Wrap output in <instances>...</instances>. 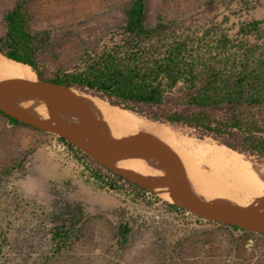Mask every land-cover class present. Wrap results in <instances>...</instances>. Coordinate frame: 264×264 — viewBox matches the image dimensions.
<instances>
[{
	"label": "rangeland",
	"instance_id": "1",
	"mask_svg": "<svg viewBox=\"0 0 264 264\" xmlns=\"http://www.w3.org/2000/svg\"><path fill=\"white\" fill-rule=\"evenodd\" d=\"M208 1L213 2L209 16L217 20L229 16L226 27L230 34L235 33L239 20L264 21V0H147L148 20L152 21L157 13L183 17L202 12ZM14 2L0 0V37L6 29L4 15ZM130 2L27 0V28L47 36L45 47L36 57L42 75L50 77L57 69L73 66L85 47L104 39L106 32L121 22V11ZM45 84L37 76L28 79L0 75V109L26 122L38 118L55 125L54 131H46L33 124L37 130L12 125L0 116V172L15 167L11 175L0 173V264H264V236L260 235L264 233V166L210 138L199 141L169 127L180 138L197 144L186 159L168 141L136 128L131 139L132 165L122 168L123 174L159 200L152 195L134 198L87 184L47 180L35 167L39 158L36 152L47 151L54 159L57 157L51 142H59L57 136L68 135L71 126L67 106L83 98L72 88ZM59 111L64 112L63 117L53 115ZM73 120L75 129L79 122ZM207 148L223 151L227 159L238 158L239 164L235 167L224 162L225 158H214L207 154ZM164 200L178 204L185 212L170 211ZM68 204L81 207L83 217L71 229L67 245L60 253H53L54 224ZM207 221L236 224L247 232ZM125 222L132 230L128 244L122 248L116 232Z\"/></svg>",
	"mask_w": 264,
	"mask_h": 264
},
{
	"label": "trees",
	"instance_id": "2",
	"mask_svg": "<svg viewBox=\"0 0 264 264\" xmlns=\"http://www.w3.org/2000/svg\"><path fill=\"white\" fill-rule=\"evenodd\" d=\"M26 4L27 0H15L4 15L6 29L0 37L4 57L29 66L44 83L72 88L200 140L210 138L264 166L263 20H239L235 33L230 34L229 16L221 20L209 16L211 1L202 12L183 17L157 13L149 21L147 0H131L121 11V22L104 39L85 47L73 66L46 77L36 57L47 36L27 28ZM0 116L12 125L39 130L2 109ZM56 139L109 189L134 198L155 196L137 181L90 158L65 137ZM14 169L5 167L0 173L11 175ZM163 203L170 211L185 212L176 203ZM82 217L77 205L68 204L60 211L51 236L53 253L67 245L71 229ZM207 223L247 232L232 223ZM131 230L128 222L119 224L116 235L122 248Z\"/></svg>",
	"mask_w": 264,
	"mask_h": 264
},
{
	"label": "crops",
	"instance_id": "3",
	"mask_svg": "<svg viewBox=\"0 0 264 264\" xmlns=\"http://www.w3.org/2000/svg\"><path fill=\"white\" fill-rule=\"evenodd\" d=\"M77 95L80 97L82 95V98H85L83 94L77 93ZM82 104H84V106H82ZM68 105V109L65 112L66 116L69 118L68 125L71 126L69 130L74 131L75 133L72 134L71 132H68V135L62 134L61 136L65 137L66 140L73 143L75 147L81 149L90 158L123 173V169L121 167H118L117 165L123 164L124 162L129 163L131 161V139L133 137L135 129H122L119 125H114V123L94 110L89 105V103L84 100L79 102H72ZM84 108H86L87 110ZM95 114L97 115L95 116ZM53 115H61L60 117H63L64 112H55L53 113ZM73 119L79 122L77 128L75 129L72 127V123L74 121ZM27 121L31 124L40 126L41 129H44L46 131L55 130L51 123L42 121L38 118H36L35 120L32 119ZM48 123L50 126L48 125ZM51 143L52 147L56 148L55 153L57 157L55 159L52 155H50V152L40 150V152H36V156H38L39 158L35 163V167L40 168L37 169L40 170L39 173L44 174L43 178L47 180L56 179L77 182L80 185L87 184L92 187L109 189L98 180L89 177L90 173L85 168L84 163L77 159L74 156L72 150H70L64 143H56L54 142V140ZM45 146L48 147L50 145L47 144Z\"/></svg>",
	"mask_w": 264,
	"mask_h": 264
},
{
	"label": "bare ground",
	"instance_id": "4",
	"mask_svg": "<svg viewBox=\"0 0 264 264\" xmlns=\"http://www.w3.org/2000/svg\"><path fill=\"white\" fill-rule=\"evenodd\" d=\"M0 56H2L0 54ZM6 60H4V59ZM0 75L2 76H8V77H14V78H28L30 79L31 77H36L35 73L30 70L29 66L25 65V64H22L20 62H16V61H13V60H10L8 58H5V57H0ZM26 81V80H24ZM46 85V84H45ZM1 89V88H0ZM14 89V88H13ZM5 91V90H4ZM74 91V90H72ZM75 92V91H74ZM76 95H77V92H76ZM79 95V94H78ZM83 96H85V98H83L84 101H86L87 103H89V105L94 109L96 110L98 113H100L102 116H104L106 119H108L109 121H111L112 123H114V125H119L122 129L123 128H131V129H136V128H142V129H145V131H148L151 132L152 134L150 135H153L156 134L158 135L159 137L163 138L164 140L168 141L177 151H179L186 159L187 158H190L191 157V154L193 153L194 151V145H197V144H194L193 141L189 140V139H183V138H180L178 135H177V131H172L170 130V126H165V125H162V124H157V123H153L151 121H148V120H145L143 118H140L136 115H134L133 113H131L130 111L128 110H124V109H120L116 106H110L107 102H103L102 100L98 99V98H92L90 95H87V94H83ZM27 97V96H26ZM80 97V96H79ZM82 97V95H81ZM1 98V97H0ZM4 98V97H2ZM28 98V97H27ZM35 100V98H33ZM82 99V98H81ZM4 100V99H3ZM80 100V98H79ZM1 101V100H0ZM5 101V100H4ZM36 101V100H35ZM82 101V100H81ZM53 102V101H52ZM6 103V101H5ZM86 104V103H84ZM84 104H82V106H84ZM24 105V104H23ZM88 105V106H89ZM39 106V105H38ZM49 107V106H48ZM39 108V107H38ZM89 108V107H88ZM40 109V108H39ZM44 109V108H43ZM42 109V110H43ZM86 109V108H84ZM41 110V109H40ZM87 110V109H86ZM49 111V110H48ZM47 111V114H49ZM53 111V109L51 110ZM95 112V111H94ZM93 112V113H94ZM46 114V115H47ZM45 115V114H44ZM43 115V116H44ZM45 115V117H46ZM50 115V114H49ZM62 115V114H61ZM60 115V116H61ZM90 115V114H89ZM94 115V114H93ZM97 114H95L96 116ZM33 117V116H32ZM101 117V116H100ZM31 118V117H30ZM98 118V117H97ZM29 119V117H28ZM55 119V118H54ZM94 120V119H92ZM108 120H105V121H108ZM49 122V121H48ZM51 122V121H50ZM49 122V123H50ZM59 122V121H58ZM39 123V122H38ZM48 123V125H49ZM94 123V122H93ZM103 123V122H102ZM96 124V123H95ZM50 126V125H49ZM52 126V125H51ZM55 126V125H54ZM53 126V128H55ZM102 127V125H101ZM115 127V126H114ZM117 127V126H116ZM98 128V127H97ZM60 129V128H58ZM101 129V128H100ZM99 129V130H100ZM133 131V130H132ZM70 132V131H69ZM74 132V131H73ZM143 132V131H142ZM67 133V131H66ZM131 133V132H130ZM68 134V133H67ZM73 134V133H72ZM144 134V133H143ZM149 136V135H148ZM187 138V137H186ZM200 141V139H199ZM203 141V140H201ZM204 145V144H203ZM209 146V145H207ZM212 146V145H211ZM217 146V145H216ZM206 147V146H205ZM225 147V146H223ZM204 148V147H203ZM226 148V147H225ZM202 150V148H200ZM199 149V150H200ZM213 149V148H212ZM220 149V148H219ZM204 150V149H203ZM207 150V154L209 155H212L214 158H217V159H224V162H228L229 164L235 166V165H238L239 163L237 162V159H227L225 157V155L223 154V151H216V152H213L211 151L210 149H206ZM222 150V149H221ZM198 152V151H197ZM117 153V152H116ZM234 153H236L234 151ZM196 154V153H195ZM201 154V153H200ZM232 154V153H231ZM238 154V153H236ZM178 155V154H177ZM181 155V156H182ZM194 155V154H193ZM203 156V154H201ZM199 156L202 158V156ZM206 155V154H205ZM208 155V156H209ZM240 155V154H238ZM117 156V155H116ZM123 156V155H122ZM152 156V155H151ZM197 156V155H196ZM129 157V156H128ZM145 157V156H144ZM210 157V156H209ZM113 158V157H112ZM200 158V159H201ZM241 158V157H240ZM117 159V158H116ZM120 160V159H119ZM145 160H146V157H145ZM152 160V159H151ZM245 160V159H244ZM128 161V159H127ZM141 161V160H140ZM147 161V160H146ZM214 162V161H213ZM221 161H219L220 163ZM250 162V161H249ZM136 163V162H135ZM190 163V162H189ZM238 163V164H237ZM147 164V163H146ZM159 164V163H158ZM227 164V163H226ZM225 164V165H226ZM251 164V163H250ZM132 165V162L130 161L129 163L127 162H124L123 164H118L117 166L118 167H121V168H129L130 166ZM137 165V164H136ZM140 165V164H139ZM157 165V164H156ZM254 165V164H253ZM114 166V165H113ZM135 166V164H134ZM217 166V165H216ZM245 166V165H244ZM251 166V165H250ZM112 167V165H111ZM193 167V166H192ZM212 167V166H211ZM236 167V166H235ZM257 167V166H256ZM160 168V166H159ZM218 168V167H217ZM226 168V167H225ZM241 168V167H240ZM146 169V168H145ZM229 169V168H228ZM250 169V168H249ZM254 169V168H253ZM119 170V169H118ZM216 170V169H215ZM219 171V169H217ZM139 171V170H138ZM160 171V170H159ZM250 171V170H249ZM261 171V170H260ZM150 172V171H149ZM213 172V171H212ZM224 172V171H223ZM230 172V171H229ZM137 173V172H136ZM147 173V172H146ZM194 173V172H193ZM228 173V172H227ZM226 173V174H227ZM243 173V172H242ZM249 173V172H248ZM251 173V171H250ZM254 173V172H253ZM261 173V172H259ZM224 174V173H223ZM131 175V174H130ZM143 175V174H141ZM202 175H204L202 173ZM218 175V174H217ZM222 175V174H221ZM230 175V174H229ZM248 175V174H247ZM147 176V175H146ZM151 176V175H150ZM153 176V175H152ZM199 176V175H198ZM204 177V176H203ZM224 177V176H223ZM233 177V176H232ZM219 178V177H218ZM227 178V177H226ZM235 178V177H234ZM150 179V178H149ZM204 179V178H203ZM202 179V180H203ZM229 179V178H228ZM241 179V178H240ZM192 180V179H191ZM223 180V178H222ZM211 181V180H210ZM243 181V179H242ZM190 182V181H189ZM212 182V181H211ZM223 182V181H222ZM230 182V181H229ZM228 182V183H229ZM163 183V182H162ZM192 183V182H191ZM205 183V182H204ZM202 184V183H201ZM200 184V185H201ZM261 184V183H260ZM150 185V184H149ZM154 185V184H153ZM158 185V184H157ZM219 185V184H217ZM227 185V184H226ZM196 186V185H195ZM204 186V185H203ZM207 186H208V183H207ZM225 186V184H224ZM219 187V186H218ZM230 187V186H229ZM240 187V186H239ZM250 187V186H249ZM152 188V187H151ZM216 188V187H215ZM210 190V189H209ZM247 190V189H245ZM233 191V190H232ZM206 193V192H205ZM246 193V192H244ZM261 193V192H260ZM254 194V193H253ZM208 195V193H207ZM173 196V195H172ZM206 197V195H204ZM209 196V195H208ZM214 196V195H213ZM177 198V197H176ZM172 201H175L173 198H170ZM211 199V198H210ZM235 199V198H234ZM243 199V198H242ZM246 199V198H245ZM250 199V198H249ZM225 200V199H224ZM217 201V200H216ZM221 201V200H220ZM247 207V206H246ZM247 213V212H246ZM245 215V214H244ZM246 216V215H245Z\"/></svg>",
	"mask_w": 264,
	"mask_h": 264
},
{
	"label": "water",
	"instance_id": "5",
	"mask_svg": "<svg viewBox=\"0 0 264 264\" xmlns=\"http://www.w3.org/2000/svg\"><path fill=\"white\" fill-rule=\"evenodd\" d=\"M38 80H39L40 82L44 83V82L41 81L39 78H38ZM46 84H49V83H46ZM50 85H52V84H50ZM53 86H56V85H53ZM56 87H60V86H56ZM60 88H64V87H60Z\"/></svg>",
	"mask_w": 264,
	"mask_h": 264
},
{
	"label": "built area",
	"instance_id": "6",
	"mask_svg": "<svg viewBox=\"0 0 264 264\" xmlns=\"http://www.w3.org/2000/svg\"><path fill=\"white\" fill-rule=\"evenodd\" d=\"M82 162V161H81ZM89 177L93 178L91 175H89Z\"/></svg>",
	"mask_w": 264,
	"mask_h": 264
}]
</instances>
